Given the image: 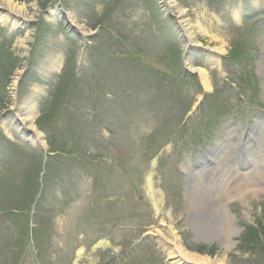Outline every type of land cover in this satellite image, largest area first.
<instances>
[{
  "label": "rangeland",
  "instance_id": "1",
  "mask_svg": "<svg viewBox=\"0 0 264 264\" xmlns=\"http://www.w3.org/2000/svg\"><path fill=\"white\" fill-rule=\"evenodd\" d=\"M13 1L25 6L28 22L0 24V133L10 135L0 139V264H168L154 242L138 243L157 223L158 230L170 226L147 193L151 171L154 194L188 252L264 264L257 224L264 225V126L244 146L252 164L244 172L233 165L246 116L255 124L264 118V37L253 28L264 20V0H248L249 12L261 14L248 23L238 19L247 0H165L172 2V37L164 28L154 34L163 0ZM175 8L184 11L192 40ZM194 42L223 53L220 66L195 50L187 58L205 69L207 90L185 70L182 53ZM256 43L261 52L252 66L247 47ZM251 68L256 83L247 77ZM23 105L37 108L33 125L44 147L13 125ZM190 146L194 156L214 147L218 163L191 171ZM182 170L196 174L188 204ZM203 194L210 201L200 210ZM209 218H218L215 230ZM199 230L217 237L207 244L193 233ZM99 241L108 247L93 250Z\"/></svg>",
  "mask_w": 264,
  "mask_h": 264
},
{
  "label": "bare ground",
  "instance_id": "2",
  "mask_svg": "<svg viewBox=\"0 0 264 264\" xmlns=\"http://www.w3.org/2000/svg\"><path fill=\"white\" fill-rule=\"evenodd\" d=\"M0 10H4L5 11V13H0V23L4 22L7 19V17H9V15H12L15 18L21 19V21H23V22L28 21L27 20V15H26L27 12H26L25 6L22 5V4H18L16 2H14L13 0H0ZM175 10H176L177 17L187 27L188 35L190 36V38L192 40V35H191L192 28H191V26H188V23H187L186 19H184V11L181 10V9H176V8H175ZM73 20H72V22H73ZM196 26L200 27L199 25H196ZM20 43H23V40L20 41ZM193 45L194 46H201V44H199L197 42H194ZM216 50L220 51L221 48L220 49H216ZM60 66H61L60 60H58V61L56 60V62L52 66V69L58 71ZM187 68L190 71L196 73L200 77V79L202 81V84H203V86H204V88L206 90L209 89L208 86H207V83H206L207 77H206L205 71L202 68L194 67L191 64H187ZM13 85H15V83H13ZM20 109H21L20 110V116L22 118L21 119L22 126L25 128V130H29L31 133L34 132L33 135H32V139L35 140V141L37 139L38 142H39L40 138H42V135L35 128V126L33 125V122H34V120L36 119V117L38 115L37 110L35 109V107L32 108V109L31 108L29 109V108H27V105H25V107L23 105L22 107H20ZM39 143L41 144V142H39ZM189 182H188L189 185H188L187 193H186V197L188 198L187 199V204L189 202V198L191 197L192 191L193 190L195 191L194 187H192L193 186V184H192L193 181H189ZM148 183H149V180H148ZM148 189H149L151 195H153V200L155 202V210L157 211L156 208L158 207L159 200L154 196L153 190H151L152 186L150 184L148 185ZM187 194H188V196H187ZM206 196L207 195L203 194V195H200L199 199H197V202H200V201L202 202L201 206H199L200 210L205 208L207 202L210 201V199L208 197H206ZM198 200H200V201H198ZM190 206L191 207H188L189 210L191 209L192 211H194L195 208H193V206L191 204H190ZM218 209L221 210V208H219V207H218ZM191 210L189 212H191ZM205 213H206V211L203 210L202 213H200V214L198 213V214L200 216H203ZM224 213H225V216H226L225 224L228 225L229 228H232L233 226H232L231 220H234V217L232 216V214L230 215L228 211H226ZM213 220L214 219H212V218H209L207 220V222L204 220L206 222V226H209L210 228L213 227L214 224L218 221V218H216L214 223H213ZM211 229L215 230V228H211ZM168 230H170V232H169L170 233V239H166L165 238V240H163V238L161 237V235H160V233L158 231H155V233L158 234L157 237L160 240L165 241V242H163L164 246H166V245L168 246L169 245V249H168L169 250V256H170L171 259L175 260L174 264H223L221 261H219L220 259L219 260H217V259L211 260V259H209L207 257H201V256H198L197 254H192V253L188 252L182 246L181 239H179L177 237V233H176L174 227L172 226V224L168 227ZM197 234H198L197 236L201 237L203 240H206L207 237H205V235H206L205 232L203 233L202 231H200ZM225 247H226L227 251L232 247V242H231L230 239L227 241V244H226Z\"/></svg>",
  "mask_w": 264,
  "mask_h": 264
}]
</instances>
